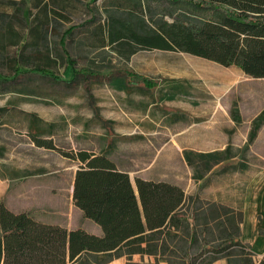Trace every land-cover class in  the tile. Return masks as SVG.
<instances>
[{"label":"rangeland","instance_id":"1","mask_svg":"<svg viewBox=\"0 0 264 264\" xmlns=\"http://www.w3.org/2000/svg\"><path fill=\"white\" fill-rule=\"evenodd\" d=\"M14 1L3 8L23 36L21 45H27L33 18L43 16L41 8H35L31 0ZM111 2L74 0L65 12L70 22L52 20L42 45H28L22 51L0 48V79H5L0 81V197L14 212H29L42 222L88 228L72 201V181L79 164L63 153L108 154L132 174L144 170L159 152L156 166L166 169L171 179L179 177L181 186L201 203L238 204L247 192V180L264 166V132L258 144L246 141L241 149L235 146L236 157L218 166L208 164L204 174L207 163L192 157L191 169L185 154H197L216 144L208 132L213 120L225 122L229 116L231 121L233 111L245 121L264 109V78L178 51L143 50L125 59L113 46L98 48L93 33L106 24ZM152 5L157 10L166 8ZM72 26L76 29L62 48L60 40ZM18 54L31 56L34 65L30 69L44 67L47 73L24 69L15 75L10 61ZM69 61L75 63L74 68ZM129 72L133 75L127 78ZM143 78L156 84L153 91L143 87ZM262 112L259 125L264 120ZM239 130L247 132L246 126ZM35 138L51 142L54 149L37 146ZM237 250L233 247L229 252ZM191 254L199 257L198 246ZM209 256L200 257L198 264L209 261ZM230 259L238 264L246 260ZM252 259L259 264L263 256ZM228 261L221 258L213 264ZM128 264L156 262L136 257Z\"/></svg>","mask_w":264,"mask_h":264},{"label":"trees","instance_id":"2","mask_svg":"<svg viewBox=\"0 0 264 264\" xmlns=\"http://www.w3.org/2000/svg\"><path fill=\"white\" fill-rule=\"evenodd\" d=\"M73 1L31 0L43 16L33 18L28 31L31 42L21 45L23 36L3 8L15 1L0 0V48L22 51L28 45H42L52 20L70 22L65 12ZM153 3L166 8L157 10ZM110 6L106 24L93 33L98 48L113 46L125 59L143 50L178 51L225 68L235 67L255 79L264 78V0H113ZM75 29L72 26L64 33L62 48ZM31 60L29 55L18 54L10 61L14 74L29 70L34 65ZM69 64L75 65L73 61ZM30 70L47 73L44 67ZM125 75L130 78L133 73ZM141 80L146 90L155 89L152 81ZM230 116L240 120L233 111ZM34 142L54 149L51 142L37 138ZM185 155L192 167V157L207 163L202 174L209 171L208 164L217 166L226 160L221 153ZM63 156L80 164L74 175V206L100 226L102 236L40 222L28 212L11 211L0 200V264H108L121 257L131 260L134 255L151 256L156 264H198L203 255L210 259L202 264L221 258L238 264L232 256L246 259L243 264H254L253 253H246L249 247L240 242L241 209L201 203L187 198L179 186L162 181L137 178L136 192L128 174L106 154L81 150ZM196 246L201 254L194 258L191 251ZM233 247L238 248L235 254L229 252ZM259 264H264V257Z\"/></svg>","mask_w":264,"mask_h":264},{"label":"crops","instance_id":"3","mask_svg":"<svg viewBox=\"0 0 264 264\" xmlns=\"http://www.w3.org/2000/svg\"><path fill=\"white\" fill-rule=\"evenodd\" d=\"M245 74V73H243ZM246 75V74H245ZM248 76V75H247ZM250 77V76H249ZM264 109H261L260 112L252 119L249 120H240L235 121L233 118L230 121L229 116L226 118L225 122L222 121H215L213 120L210 125V130L208 132L212 134L214 141H216V144L210 148L203 149V151H197V154H218L221 153L222 156L225 157L226 160L222 161L220 164L226 163L228 161H231L232 158L236 157L237 154H234V149L235 146L239 147L240 149L242 146L245 145L246 141L249 143L254 142V144H258L261 137H263L262 133L264 132V120L262 123L257 124L258 118L260 117V113ZM217 114V111L214 113V115ZM227 116V113H225ZM231 114V113H230ZM232 117V116H231ZM242 126H246V134H242L239 132V128ZM231 129L234 132H231ZM238 132V133H237ZM238 134V137L236 136ZM254 134L253 139L250 141V136ZM249 138V140H248ZM238 145L232 144L233 142H237ZM264 152V151H263ZM188 153V152H187ZM159 152L157 153V156L154 157L152 160L149 161V163L146 164V168L141 171H135L132 174L126 172L124 169H122L118 163H116L111 156L106 154L110 160H112L117 168L125 173L128 174L130 177L131 183L133 185L134 190L136 191V179L140 178L144 181H151V182H168L173 185L179 186L181 189L184 190L185 196L187 198L193 197L197 198V200L200 201V198L196 196V194H192L191 191L186 188L184 189L180 182H179V177H175V179H171L170 176L167 173L166 169H163L162 167L159 168L156 166L157 160H158V155ZM97 155V154H96ZM186 161V160H185ZM80 165V164H79ZM217 165V166H218ZM186 166L189 168H193L192 166L188 165V162H186ZM243 169H247L249 167H244L242 166ZM259 174H257L252 180H247V192L245 196L242 197L241 201L237 203H221L231 209H241L242 211V216H243V221L240 224V242L243 245H246L249 247L248 250H250L253 253L254 257H264V166L259 168ZM200 178V177H199ZM201 178H203L201 176ZM200 178V179H201ZM73 184L74 180L72 181V192H73ZM71 192V193H72ZM137 192V191H136ZM0 200L5 203L4 198L0 197ZM72 201H73V193H72ZM209 202V201H206ZM214 203V202H212ZM217 203V204H219ZM6 207L10 209L7 204L5 203ZM74 205V203H73ZM13 211L12 209H10ZM81 211V210H80ZM14 212V211H13ZM25 212V211H23ZM17 213V212H15ZM29 213V212H28ZM82 213V211H81ZM83 214V213H82ZM38 220V219H37ZM40 221V220H38ZM85 221L88 222V228L85 226H77L74 229H69V230H76L78 228L83 229L89 234L97 235V236H102V230L100 226H98L94 221L88 220L85 218ZM42 222V221H40ZM45 223V222H43ZM50 223V222H47ZM46 223V224H47ZM51 224H56V223H51ZM59 225V224H57ZM68 229V228H67ZM136 257H141L145 258L150 261H154V258L151 256H139V255H134L131 260L135 261ZM131 260H127L126 257H121L120 259L113 260L109 262L108 264H128ZM254 260V259H253ZM161 264H167L165 262Z\"/></svg>","mask_w":264,"mask_h":264},{"label":"bare ground","instance_id":"4","mask_svg":"<svg viewBox=\"0 0 264 264\" xmlns=\"http://www.w3.org/2000/svg\"><path fill=\"white\" fill-rule=\"evenodd\" d=\"M216 78V77H215ZM218 80H220V79H218Z\"/></svg>","mask_w":264,"mask_h":264}]
</instances>
